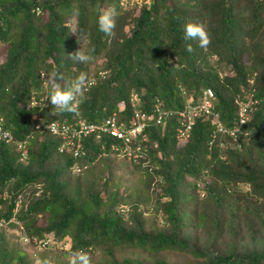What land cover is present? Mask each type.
Listing matches in <instances>:
<instances>
[{
  "label": "trees",
  "instance_id": "16d2710c",
  "mask_svg": "<svg viewBox=\"0 0 264 264\" xmlns=\"http://www.w3.org/2000/svg\"><path fill=\"white\" fill-rule=\"evenodd\" d=\"M111 4L119 15L115 36L107 37L98 30L97 9ZM189 20L205 24L207 47L184 40ZM79 32L94 57L87 65L67 59L79 50ZM57 69L63 83L80 71L94 80L83 101L77 98L87 121L112 113L126 117L134 94L133 107L152 122L157 111L182 110L185 98L209 88L227 126L235 120V102L253 100L250 124L258 128L264 121V0H151L140 8H123L117 0H0V116L13 141L23 145L21 152L0 143V193L5 189L11 200L26 192L18 213L26 233L40 240L52 234L55 243L45 248L105 256L92 264H264V129L248 143L238 141L239 147L227 140L224 148H209L207 122L197 120L183 146L173 138L176 115L149 126L148 158L131 163L145 177L149 193L143 199L155 196L150 214L158 226L146 230L139 196L123 213L115 210L117 200L104 205L92 182L80 188L77 176L97 159L113 157L116 140L87 136L73 156L58 152L59 139L39 130L49 121L73 120L71 112L50 104L47 77L39 78V70L50 75ZM31 95L37 106L30 105ZM9 208L6 201L4 218ZM5 236L1 231L0 264H37L49 257L37 249L31 257L26 243L15 236L17 247ZM124 249L144 256L117 260L114 254ZM174 252L191 260L167 262L164 255Z\"/></svg>",
  "mask_w": 264,
  "mask_h": 264
},
{
  "label": "clouds",
  "instance_id": "9594fccd",
  "mask_svg": "<svg viewBox=\"0 0 264 264\" xmlns=\"http://www.w3.org/2000/svg\"><path fill=\"white\" fill-rule=\"evenodd\" d=\"M117 2H118V0H117ZM118 5H119V3H118ZM119 6H121L123 8L135 7V6H122V5H119ZM135 8H140V7H135ZM36 13H37V11H36ZM118 15H119V13L117 10V6L115 4H111V5L103 6V7L98 6L97 21H96L97 26H98V30L100 32H102L103 34H105V36H107V37H114L115 36V28H116V20H117ZM70 32L75 34L77 32V29L73 28ZM183 33H184L183 38L185 41H197L201 48H205L210 44V39H211L210 34L207 31L205 24L202 22H193V21L189 20L187 23H185L183 25ZM83 39H84V37L79 32V37H78L77 42L80 44V48H79V50L75 51L74 53L68 54L67 59L71 60L74 64L87 65L90 62H92L94 59V57L90 54V51H85L84 48L82 47L81 41ZM187 50L188 51L193 50L191 44L187 45ZM40 72H43V71L39 70V73ZM46 77H47V79H46ZM39 78H40V75H39ZM45 79H46L45 83L48 86V101L57 110V112H61V113L62 112H71L72 113L75 110L74 103L76 104L77 110L79 111L78 105H77V100H78L77 98H80V101L82 102L83 99L85 98L84 97V90H86L90 85L94 84V80L92 78H88V74L85 71H80L79 74L75 77V79H73L71 82H68V83H63L64 77L58 69L56 71H53L50 75H45ZM88 81H92V83L87 86ZM203 89H206V88H202V89L198 90L197 94L193 97L185 98V100L183 102V106L187 101L194 102L198 98L199 94L201 93V91ZM133 95H131V96H133ZM31 97H33V96L31 95ZM31 97H30V101H31ZM130 97L128 100H130ZM211 101H212V109H213V111L216 112V114L218 116L217 121L221 124V126L224 130L223 131L217 130V122L213 121L211 116L199 115V116L194 117L193 123L191 124L190 128L184 134L180 135L179 131H178V128L181 127L180 118H177L174 121L175 123H174V128H173V138H174L175 144L177 146L185 145V143L187 142V140L189 138L192 127L196 123L197 120H199L201 122H207L211 127V129L207 135V138H206V144L209 148L213 145H217L219 148H224L226 146L227 140H228L229 144H234L236 147H239L240 144L238 143V141H243L244 143H248L252 134L257 133L258 128L264 129V126L262 125L264 123V121H262V123L259 125L258 128L253 123L250 124V118H251V114H252L251 109L248 112V119L246 120V122L243 124H239L238 123V108H239V106H238L237 102H235V104H236L235 120H234V122H232L231 125L227 126L225 123H223V121L220 118L219 112L214 107V96L212 97ZM132 108L135 109L134 107H132ZM251 108L255 109L254 103L251 105ZM138 110H140V109H138ZM132 111L133 110H131L130 113L127 114L126 117H120L119 115L112 113V114L104 116L103 118H99V120L96 123H100L104 118L113 116L118 123H122L124 125L123 127L125 129H127L130 127L129 126V120H130V117L132 116ZM174 111H179V110H174ZM141 112H143V111H141ZM79 114H80V112H79ZM32 115H35V117L31 118V119H35L37 117L36 113H34ZM72 115H73V113H72ZM175 115L177 116V114H172V115H168V116L164 117L162 123H160V124H156L154 122V120L152 122H149L148 118L144 119V123H145L144 127L141 128L138 132H136L134 138H132V144L137 143L141 147V149L143 150V152L145 154L144 160H146L148 158L147 152H145V149L149 150V147H150V143H149V139H148V135H147V130H148L149 126H151V125L162 126L165 123V120H168L169 118H171ZM80 116H81V114H80ZM146 116H148V115H146ZM1 119H2V117H1ZM66 121H69V120L66 119ZM1 122H2L3 127L10 132V129L5 127L2 120H1ZM87 122H91V121H87ZM92 122H95V121H92ZM235 127H237L239 129V131H237L234 136L230 135L229 134L230 130L235 128ZM10 134H11V132H10ZM102 136H106L109 139H113V140L117 141V144L113 147V150H111V152H110V154L113 157L120 159V160H123L129 164L137 161V160L136 161L127 160L126 157L123 156V154L121 153V147L123 145H122V142L120 139L108 136L107 134H102ZM11 138H12V135H11ZM56 138L59 139L58 137H56ZM0 143L10 145V146H14L17 150H20L22 152V148H23L22 143L14 142L13 139L9 143H3V142H0ZM17 143H19L21 145L20 148H17V146H16ZM60 145H61V140L59 139L58 145L56 147L58 152H63V151L68 150V151H71V153H72L71 149H65V148L62 149L61 151H59L58 148ZM103 155H105V154H103ZM220 157H222V156H220ZM22 158H23V156H22ZM138 160H141V159H138ZM144 160H141V161L143 162ZM75 168H78V166L74 164V165H72L71 170L73 172L77 171V170H75ZM0 195H1L2 199H4L3 202H0V218L3 219V225L0 226V232L2 231L4 233H6V232L14 233L15 236H17L18 239L21 240L22 242L26 243L27 246L31 248V250L32 249L38 250L39 245H43L42 247H44L47 244L51 245V244L55 243L53 241L52 234H50L46 239L40 240V239L36 238L35 236H29L26 233L22 222L19 220V215H18L19 206L17 207L18 209H17V212L15 214L16 220H14V221L9 220L11 218V208L13 207V203H14L16 195L20 196L19 205L23 201V195L21 193L15 194L13 199H11V200L8 199L9 197H7L5 189H3V191L0 193ZM6 201L9 202L10 216H8L7 218H4L3 217L4 210L2 208H5ZM125 205H127V204H125ZM9 225H11V226H9ZM37 264H56V262L52 257H43V258H38ZM69 264H92V260H91L90 255L84 249H77V250L70 253Z\"/></svg>",
  "mask_w": 264,
  "mask_h": 264
},
{
  "label": "built area",
  "instance_id": "2783aa9c",
  "mask_svg": "<svg viewBox=\"0 0 264 264\" xmlns=\"http://www.w3.org/2000/svg\"><path fill=\"white\" fill-rule=\"evenodd\" d=\"M151 0H118L119 5L122 6H147ZM41 79H45L43 72L39 73ZM92 81H88L90 85ZM212 91L209 88L203 89L199 94L198 98L192 102L187 101L182 110L167 112L168 115L177 114L180 118L181 127L178 128L179 134H184L193 123L194 117L199 115L211 116L213 121L217 122V130L223 131L221 124L217 121V114L212 109ZM138 98L136 95L130 97V105L133 107ZM238 108V123L243 124L248 119V112L251 109V105L254 101L247 99L246 101H236ZM30 104L32 106H37V102L33 97H31ZM75 110L73 113V120L66 121H49L43 123L39 126V130L48 131L50 134L58 137L61 140V145L58 150L62 149H71L74 156L78 155L79 141L89 135H93L95 138H100L102 134H107L108 136L115 137L120 139L122 142L121 153L126 157L127 160L136 161L138 159L144 160L145 154L141 147L135 143L132 144V138H134L136 132L144 127V119L152 118V116H146L143 112L138 109H133L132 116L129 120V128L125 129L122 123H118L113 116L104 118L100 123L96 122H87L83 117L80 116L77 106L74 103ZM164 112L157 111L156 116L154 117V122L160 124L163 121V118L168 116ZM35 115H32L31 118H34ZM0 117V142L9 143L12 138L10 132L5 129L2 125ZM264 126V123L262 124ZM239 131L237 127L230 130V135H235ZM17 148H20L19 143L16 144ZM146 160H144L145 162ZM78 168H75L77 170ZM20 196L16 195L13 207L11 208V218L10 221H14L15 214L17 212V207L19 206ZM3 225V219L0 218V226Z\"/></svg>",
  "mask_w": 264,
  "mask_h": 264
},
{
  "label": "rangeland",
  "instance_id": "374dc122",
  "mask_svg": "<svg viewBox=\"0 0 264 264\" xmlns=\"http://www.w3.org/2000/svg\"><path fill=\"white\" fill-rule=\"evenodd\" d=\"M67 24V23H66ZM69 28H73V24L68 23ZM82 47L85 49V42L81 41ZM80 48V44H78V49ZM89 71H91V67H89ZM227 73V71H226ZM251 110H254L251 108ZM97 159V158H96ZM106 176V177H104ZM78 177V182L80 185L81 190L86 189L87 186H89V183L92 182V190L98 191L99 193V199L105 202L104 205H108V200H117V204L114 206L115 210L122 211L123 213L126 212L128 209V206L125 204H129L132 202V199H134L136 196H139L141 200L138 202L141 206V209L144 210V215L146 217V224L145 229L148 230L149 228L156 227V223L152 220V215L150 214V207L151 202L153 204V198L155 196H152V199H143L145 193H149V189H146L145 187V177L141 170L134 167L133 165L117 159L115 157H103L99 158L94 162V166H92L90 169L82 172ZM103 178V179H102ZM105 178V179H104ZM70 181L75 182V175L71 174ZM102 182H106V184H101ZM152 184L150 185V188L152 189ZM149 188V187H148ZM70 187L68 188V190ZM247 187L243 186L240 188V191L244 192L246 191ZM193 192V189L189 188ZM195 190V189H194ZM26 192L23 193V198L25 197ZM149 198H151L149 196ZM123 200V201H121ZM38 218V216L36 215ZM41 221V217H39ZM158 222H160V219H158ZM158 226V225H157ZM5 239H7L10 243L17 246V242L15 241V234L12 232H6ZM43 245H39V253L40 255L45 254L49 257H52L54 260H60L63 262H69V255L64 250L55 249V247L49 246L47 248L42 247ZM61 246H64V244H61ZM19 247V246H17ZM44 248V249H43ZM43 249V250H42ZM63 249V248H62ZM25 250L31 255V248L25 247ZM132 251V250H131ZM137 253H140L141 256H144V253L140 252L139 250H133L130 252V249H124L122 252L118 251L116 254H114L115 258L119 260L123 256L125 257H134ZM91 257L92 261H99L101 260L103 256L99 251H95L93 253H88ZM165 260L167 262H181L183 260H191V257L189 255H181L176 252L169 253L164 255ZM30 259V258H29ZM30 264H32V260L30 259Z\"/></svg>",
  "mask_w": 264,
  "mask_h": 264
}]
</instances>
